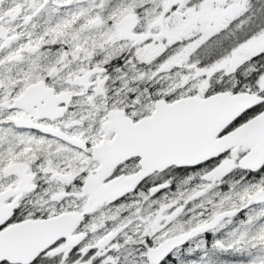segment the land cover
Here are the masks:
<instances>
[{"label": "snow or ice", "instance_id": "1", "mask_svg": "<svg viewBox=\"0 0 264 264\" xmlns=\"http://www.w3.org/2000/svg\"><path fill=\"white\" fill-rule=\"evenodd\" d=\"M0 264H264V0H0Z\"/></svg>", "mask_w": 264, "mask_h": 264}]
</instances>
